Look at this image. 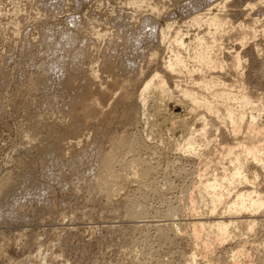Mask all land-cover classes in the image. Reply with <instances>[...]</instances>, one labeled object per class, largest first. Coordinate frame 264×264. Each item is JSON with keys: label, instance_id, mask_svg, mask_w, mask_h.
<instances>
[{"label": "rangeland", "instance_id": "rangeland-1", "mask_svg": "<svg viewBox=\"0 0 264 264\" xmlns=\"http://www.w3.org/2000/svg\"><path fill=\"white\" fill-rule=\"evenodd\" d=\"M144 1L146 4L155 2V6H160H156L160 9L158 15L150 12L154 4L152 7L150 4L145 6ZM195 2L196 5L199 2L196 9ZM193 15H202V21L220 15L219 17L228 22L225 27H230L218 32L219 38L215 36L219 50L216 51L215 47L213 52H216V56L219 54L217 57L225 63L233 61L234 55H238L241 70L238 67L236 72H232L225 68L224 73L219 71L217 75L226 85L225 92L233 95L244 92L251 97L254 104L251 112L255 116L260 115L258 123L264 126V112L257 108L258 103H264V0H0V180L17 172L15 169L21 158L26 157L27 163L32 161L33 164L29 163L24 169L25 172L21 173L24 177L18 178L20 182L17 181L18 184L14 187L17 193L13 190L12 196L7 194L0 198V213L4 209L3 214H0V264L205 263L197 247L189 240L191 222L195 218L203 221L209 217L206 214L208 209L200 202L195 191L201 179H211L219 173L217 153L223 147L222 151H225L226 146L232 145L234 141L230 139L233 138L230 129L220 125L225 122L223 117L208 116L210 124L208 123L206 129L213 133L208 142L211 154L207 156V151L206 157L198 159L179 149L190 133L197 140L196 146L200 148L205 144L199 132L203 127L202 116L207 117L206 113L203 110L195 114L191 112V105L181 101L179 94L181 88L192 87L196 80L207 82L211 76L208 72L201 71L195 63L192 64V56L189 57L197 49V38L211 39L206 25L200 26L192 22ZM151 25L152 28L156 26L155 33L162 28L165 32L169 27L172 29L169 28L170 36L168 35L166 42L158 43L157 39H152L155 42H151V45V40H146L144 33L148 29L150 32ZM175 33H179L184 48H175L176 44L173 46L171 43ZM139 36L140 40H145L139 42L142 46L134 44ZM243 38L245 39L242 40ZM73 40L76 42H69ZM42 45L46 47H41ZM61 46H70L72 50L67 47L63 49ZM172 48H175L174 51L178 50L180 56L186 59L187 69L193 72H183L178 76L179 80L176 78L181 88H175L174 80L171 79L172 84L167 81L171 77H165L167 83L169 82L168 97H160L159 100L158 91L155 90L157 97L152 89L146 96L148 101L144 106L138 101L144 83L153 77V73H164L161 68L168 58H173L170 52ZM71 51L78 53L79 57ZM144 57L145 60L142 59ZM60 59L64 63L61 64ZM44 63H51L53 67L57 65L53 68L44 66ZM144 63H148L147 66ZM138 65L145 70L141 78L135 74L137 71L131 72L132 69L138 70ZM75 66H81L76 68L78 73ZM42 67L50 72L47 75L49 79L46 78L47 83L41 87L44 89L39 91L31 87L30 81L40 74ZM59 71L67 76L63 77ZM129 74L135 78L131 85H126L123 80L128 76L131 79ZM192 77L196 79L193 80ZM136 97L138 99L135 100ZM130 98L131 101H128ZM46 101L50 103L47 104ZM250 108L247 106L246 111L248 109L250 112ZM182 122L186 127L181 126ZM217 127L219 131L215 132L214 128ZM241 131L238 139L245 142L248 131L244 124ZM117 136L127 138L133 145H141L137 146L139 149L136 147L133 151L135 153L124 149L120 156L126 161H133L134 169L146 170L148 173L145 178L137 179L129 172L123 182L114 186L109 181L113 179L106 174L108 170L99 169L98 157H102L101 153H106L113 147ZM259 140L257 144L264 146V138ZM198 147L196 150L200 153L202 148ZM248 162L250 163L245 168L248 182L233 185L231 193L247 188L264 196V166L259 167L252 161ZM222 163L226 165L227 162ZM224 164L220 167H225ZM119 167V164L114 165L116 172H113L117 173ZM126 173L127 171L120 170V175L125 176ZM105 180L109 182L104 184ZM190 197L199 200L197 209L201 208L196 209V213L199 212L197 214L191 212ZM222 211L223 206L217 208V218H221ZM246 215H241L239 221L253 218L254 227L258 229L254 228L249 232L245 226L239 229L236 226L231 227L232 232L229 233L227 242L223 243V248L220 244L217 250L232 254L238 249H244L250 258L263 254L264 227L260 226H264V206L254 217ZM219 250L215 254H219ZM195 251L198 256L195 255L196 260L192 263L189 257ZM258 255L252 259L256 260ZM245 258L242 260L245 261ZM246 261L250 264L248 258Z\"/></svg>", "mask_w": 264, "mask_h": 264}, {"label": "bare ground", "instance_id": "bare-ground-1", "mask_svg": "<svg viewBox=\"0 0 264 264\" xmlns=\"http://www.w3.org/2000/svg\"><path fill=\"white\" fill-rule=\"evenodd\" d=\"M148 2H149V0H147ZM152 1V0H151ZM145 2V1H144ZM155 2H153L152 4H154ZM150 4V3H149ZM149 4H146V2L144 3V5L146 6V5H149ZM152 4H150L149 6L150 7H152L151 5ZM157 4V3H156ZM198 5H199V2L197 3V5H196V2H195V5H194V9H196V8H198ZM201 5V4H200ZM145 6H143V8L145 7ZM157 6V5H156ZM156 6H155V4H154V7H152V8H150L151 9V11L150 12H152L151 14H155V13H157V15H158V11L160 10H158V8L160 7H158V8H156ZM142 8V7H141ZM148 8V7H147ZM165 8V7H164ZM149 9V10H150ZM163 9V8H162ZM149 12V13H150ZM164 13V12H163ZM202 14V13H201ZM156 15V14H155ZM205 15V14H204ZM194 17L193 18H191V20H192V22H195V24H198V25H200V26H204V25H206L207 26V28H208V33L207 34H209V36L211 37V39H209L208 40V37L207 38H204V37H199V38H197V49L195 50L194 49V53H193V55H189V57H191V59H193V63L192 64H196L199 68H200V70L201 71H206V72H208L211 76H210V80L209 81H204V80H201V79H203V78H201L199 81L200 82H198L197 80H196V82L193 84V86L192 87H183V88H181L180 87V84H179V82H178V76H180V74H183V72H186L187 71V73L189 72V73H191V72H193V70L190 72L188 69H187V66H186V59L184 58H182L181 56H180V54H179V52H177L178 50H176V51H174L175 50V48H177V46H179L180 48H184L185 47V45H184V43H183V41H182V38H180V36H179V33H175L172 37L174 38V40H173V38L171 39V40H173V41H171V43H173V46H174V43L176 44V46H175V48H174V50H173V48H172V50H170V52H171V55H173V58L172 59H170V58H168V61L167 62H165V64L162 66V70L163 71H161V72H164V73H162V74H157L156 72L155 73H153L152 75H153V77L150 79V80H146V83H144V86H143V88H142V90H141V92H140V96H139V99L136 97L135 98V100L136 99H138V101H140V102H142L143 103V105L146 103V101H148L147 99H146V96L148 95V93L150 92V91H152V89H154V91L156 90V91H158V96H157V92H156V96L158 97V99L160 100V97L162 98L163 97V99H164V97H168L167 95L170 93L169 92V90L167 89L168 87H167V84L171 81V79H173L174 80V82H175V84H174V87L175 88H181L180 90H179V94H180V100L182 101H185V103H189L191 106H189V109L191 110V112H193L194 114H195V112H197V111H201V110H203L204 111V114L206 113V115H207V117H205V116H202V114H201V116H202V118H203V127L201 128V130H200V132H199V134H200V136H201V138L203 139V141L205 142V144L204 145H201L200 146V148H202V150H201V152L199 153V152H197V150H196V148L198 147V146H196L197 145V143H196V138L195 137H193L192 135H191V133L189 134V136L183 141V144H181V147L179 148V146H177L181 151H184V152H188V153H191L192 155H194L196 158H198V159H202V157H206V152L207 151H209V149H210V147H209V144H208V142H209V138L212 136V134L213 133H211V132H208L209 130L208 129H206V126L208 125V123L210 124V118L208 119V116H210V117H212V118H214V117H216V118H218L219 116H221V117H223L224 119H225V122H221V124L220 125H222L223 126V128L225 127V128H229L230 129V134H231V137H233V138H230L232 141H234L233 142V144H235V145H227L226 146V144H225V146H226V149H225V151H222L223 150V148H222V150H220L219 151V153H217V163L219 164V170L220 171H218L219 173L218 174H216L215 175V177H213V178H211V179H205V180H203V181H199V187L196 189V191H195V193H197V195H198V198L200 199V202L208 209V211H207V213H206V210H205V213L207 214V216L209 215V217L207 218V219H205V220H196V218L194 219L195 221H192L191 223H192V232H191V235H190V238L191 239H189L190 241H192L193 242V244L192 245H194L195 247H197L196 249L199 251V253L201 254V258L203 257V259L205 260V263L204 264H248L247 263V258H248V262L250 263V264H264V252L262 251V255L260 254V257H259V255L258 254H256L255 255V257L258 255V258L256 259V260H253L252 259V257L255 259V257L254 256H252L251 258H250V255H247L246 254V251L244 250V249H241V250H239L238 249V251L237 252H235V253H233L232 252V254H230V253H227L226 251H224L225 253H222V251H220L219 249V254H215L216 253V251H218L217 250V248L219 247V245L221 244V247H222V245H223V243L226 241L227 242V238L230 236L229 235V233H231L232 231H230V229H231V227H233V226H236V228L238 227V229H239V227L241 228V226L244 228V226L248 229L247 231H253L254 230V228H256V229H258L257 227H254L255 226V222H254V219L252 220L250 217H249V219H251L250 221H249V219H248V221H244V219H243V221L244 222H240L239 221V217L241 216V215H243V214H248V216L249 215H251V216H253L254 214H256V213H259L260 212V210L263 208V206H264V196L261 194V193H259V192H257L256 190H253V189H247V188H245V189H240V190H236L235 192H233V193H231L232 192V189H231V187L234 185H236V184H242L243 182H248V180H247V178H246V176H245V168H246V166H247V164L248 163H250V162H248V161H252L254 164H256V166L258 165L259 167L261 166H264V146H261V144L260 145H258L259 144V142H260V140L259 139H262V137L264 138V126H262V125H260L258 122H259V118H260V115L258 116V115H254L252 112H251V110H253V101H251L250 100V98L248 97V95H246V94H244V92L242 93H239V94H232V93H227V92H225V90H224V88L226 87V85L224 84V82H223V80H222V78L220 77V76H218L217 74L219 73V71H222V73H224L223 72V70L226 68H229L228 70H232V72H236L237 71V68L240 66V61H239V59L237 58V56L235 57V55H234V58H232V59H234L233 61L232 60H230L231 62H229V63H225V62H223V61H221L217 56L219 55H217L216 56V54H214V53H216V52H213V51H215L214 49H215V47H217V49H216V51H218L219 49H218V44L216 45V43L218 42L217 40V42L215 41V36H216V38L218 37L217 36V34H219L221 31H224V28H226L225 26L228 24V22H226L225 21V19H222L221 17H219L218 15V17L217 16H213V17H211V18H209L208 20H203L202 21V15L201 16H199V15H193ZM150 17V16H149ZM152 21V20H151ZM91 24V23H90ZM151 24V23H150ZM150 24H148V25H150ZM88 25V24H87ZM167 25V24H166ZM171 26V25H170ZM229 26V25H228ZM82 27V26H81ZM156 27V26H155ZM154 27V28H155ZM168 27H169V25H168ZM172 27V26H171ZM230 27V26H229ZM228 27V28H229ZM147 28V27H146ZM151 28H152V25H151ZM154 28H152V29H150V32H149V29H148V31H147V33H144V31L142 32V33H144L145 35V37H146V40L147 41H150V43L152 42L153 43V41L155 40V39H157L158 40V43L159 42H166V39H168L167 37H168V35H169V33H170V30H169V28L167 29V27H166V29H167V32H165V31H163V28L162 29H160V30H158V31H160V32H158V33H155V30L156 29H154ZM173 28V27H172ZM228 28H226V29H228ZM144 29V28H143ZM166 29H164V30H166ZM171 29V28H170ZM225 29V30H226ZM80 30V29H79ZM138 30V29H137ZM172 30V29H171ZM212 30H214V32H211ZM177 31V30H176ZM174 32V31H173ZM179 32V31H178ZM219 32V33H218ZM141 33V34H142ZM137 34H138V32H137ZM140 34V33H139ZM140 34V35H141ZM206 34V35H207ZM78 35V34H77ZM81 35V34H80ZM141 36H143V35H141ZM170 36V35H169ZM245 37V35H242V37ZM69 37V36H68ZM78 37V36H77ZM76 37V38H77ZM209 37V38H210ZM238 37V36H237ZM73 38V37H72ZM75 38V37H74ZM75 38V39H76ZM135 38V37H134ZM142 38V37H141ZM219 38V37H218ZM234 38V37H233ZM74 39V40H75ZM136 39H139L138 41H134L135 43L134 44H139V45H141L142 43H139V42H144L143 40H140V36L139 37H137ZM145 39V38H144ZM152 39H154V40H152ZM237 39H239V38H237ZM241 39V38H240ZM245 38H243L242 40H244ZM62 40V39H61ZM69 40V39H68ZM68 40H67V42H68ZM69 41L70 43H72V42H76V41ZM160 40V41H159ZM64 41H66V39L64 40ZM112 41V40H111ZM156 41V40H155ZM154 41V42H155ZM62 42V41H61ZM66 42V43H67ZM168 42V41H167ZM63 43V42H62ZM152 43H151V45H152ZM170 43V44H171ZM45 44V43H44ZM111 44V43H110ZM146 44H147V42H146ZM243 44V43H242ZM47 45V44H46ZM59 45V44H58ZM60 45H62V44H60ZM65 45V44H64ZM63 45V46H64ZM68 45V44H67ZM72 45H74V44H72ZM76 45V44H75ZM82 45V44H81ZM109 45V44H108ZM165 45V44H164ZM163 45V46H164ZM220 45V44H219ZM43 46H45V45H42L41 47H43ZM71 46V45H70ZM68 47V46H65V48L67 47V49L68 48H70L71 50H72V48L71 47ZM112 46V45H111ZM142 46V45H141ZM140 46V47H141ZM159 46V45H158ZM221 46V45H220ZM46 47V46H45ZM44 47V48H45ZM72 47H75V46H72ZM110 47V46H109ZM121 47V46H120ZM172 47V46H171ZM40 48V47H39ZM61 48H63L62 46H61ZM65 48H63V49H65ZM77 48V47H76ZM79 48H81L80 46H79ZM170 48V47H169ZM194 48V47H193ZM47 49V48H46ZM59 49V48H58ZM57 49V50H58ZM69 49V50H70ZM75 49V48H74ZM82 49H83V47H82ZM87 49H88V47H87ZM121 49V48H120ZM135 49H137V48H135ZM140 49H142V48H140ZM79 50V49H78ZM116 50H117V48H116ZM130 50H131V48H130ZM133 50V49H132ZM143 50V49H142ZM165 50V49H164ZM184 50V49H183ZM81 51H84V50H81ZM135 51V50H134ZM150 51V50H149ZM148 51V52H149ZM36 52V51H35ZM41 52V51H40ZM47 52V51H46ZM57 52V51H56ZM61 52H63V50L61 51ZM61 52H59V53H61ZM66 51H64V53H65ZM69 52V51H68ZM78 52V51H77ZM84 52H86V51H84ZM115 52V51H114ZM130 52V51H129ZM132 52V51H131ZM139 52V51H138ZM140 52H141V50H140ZM139 52V53H140ZM162 52V51H161ZM189 52V51H188ZM220 52V51H219ZM70 53V52H69ZM68 53V54H69ZM71 53H76L75 51L74 52H72L71 51ZM88 53V52H87ZM138 53V54H139ZM143 53H145V52H143ZM150 53V52H149ZM155 53V52H154ZM61 54H63V53H61ZM78 53H76V55H77ZM80 54V53H79ZM86 54V53H85ZM133 54V53H132ZM136 54V53H135ZM142 54V53H141ZM146 54V53H145ZM151 54H152V50H151ZM157 54V53H156ZM170 54V53H169ZM192 54V53H191ZM66 56L65 57H67L68 55H67V53L65 54ZM76 55H75V57H76ZM82 55V54H81ZM131 55V54H130ZM140 55V54H139ZM139 55H137V56H139ZM144 55V54H143ZM153 55V54H152ZM182 55V54H181ZM47 56V55H46ZM72 56H73V54H72ZM72 56L70 57V58H72ZM83 56H84V53H83ZM129 56V55H128ZM135 56V55H134ZM142 56V55H141ZM140 56V57H141ZM147 56H148V54H147ZM146 55H145V57H147ZM158 56V55H157ZM156 56V57H157ZM62 58H63V56H61ZM74 57V58H75ZM79 56L77 55V58H78ZM82 57V56H81ZM88 57V56H87ZM133 57V56H132ZM145 57L144 58H142V59H144L145 60ZM149 57V56H148ZM147 57V58H148ZM27 58V57H26ZM31 58V57H30ZM72 59L73 61L75 60V59ZM54 59V58H53ZM57 59V58H56ZM64 59V58H63ZM68 59H69V57H68ZM80 59H82V58H80ZM133 59V58H132ZM135 59V58H134ZM136 59H139L138 57L136 58ZM135 59V60H136ZM59 60V59H58ZM61 60V59H60ZM65 60V59H64ZM67 60V59H66ZM72 60L70 61V62H72ZM100 60V59H99ZM126 60V59H125ZM140 61H141V59H139ZM143 60V61H144ZM151 60V59H150ZM154 60V59H153ZM156 60V59H155ZM166 60V59H165ZM78 61H79V59H78ZM82 61V60H81ZM80 61V62H81ZM106 61V60H105ZM131 61V60H130ZM134 61V60H133ZM132 61V62H133ZM136 61H138V60H136ZM135 61V62H136ZM149 61V60H148ZM61 62V64H62V62L64 63V61L63 60H61L60 61ZM69 62V63H70ZM125 62H127V61H125ZM129 62V61H128ZM135 62H134V64H135ZM147 62V61H146ZM25 63H26V61H25ZM47 63V62H46ZM57 63H59L58 61H57ZM75 63H77V61L75 62ZM79 63V62H78ZM109 63V62H108ZM122 63V62H121ZM124 63V62H123ZM138 63H140V62H138ZM149 63V62H148ZM148 63H144L146 66H147V64ZM45 64V63H44ZM43 64V65H44ZM72 64H73V62H72ZM22 65V64H21ZM49 66V67H53V66H51V63H50V65H48V64H45L44 66ZM52 65H54V64H52ZM57 64H55V66H56ZM60 65V64H59ZM75 65H77V64H75ZM106 65V64H105ZM133 65V64H132ZM143 65V64H142ZM54 66V67H55ZM71 66H74V65H71ZM109 66V65H108ZM139 66V65H138ZM35 67V66H34ZM53 67V68H54ZM61 67V66H60ZM78 67H81V66H78ZM78 67H76L75 66V70H76V68L78 69ZM122 67V66H121ZM137 67V66H136ZM145 67V66H144ZM29 68V67H28ZM59 68V67H58ZM62 68V67H61ZM60 68V69H61ZM65 68V67H64ZM63 68V69H64ZM67 68V67H66ZM101 68H102V66H101ZM104 68V67H103ZM126 68H128V67H126ZM133 68V67H132ZM134 68H135V66H134ZM147 68V67H146ZM145 68V69H146ZM56 69V68H55ZM55 69H53V70H55ZM80 69V68H79ZM123 69V68H122ZM138 70H135V69H132V70H134V71H132L131 70V72H135V71H137L135 74H137L140 78L142 77V75H143V71H145V70H143L144 68L143 67H141V65L139 66V68H137ZM192 69V68H191ZM239 69H240V67H239ZM50 70H51V68H50ZM53 70L51 71V72H53ZM57 70V69H56ZM65 70V69H64ZM109 70V69H108ZM241 70V69H240ZM21 71V70H20ZM61 71V70H60ZM59 71V72H60ZM72 71V70H71ZM77 71V70H76ZM80 71V70H79ZM50 72V71H49ZM48 71H47V69L45 68V67H42V70H41V72H40V74H38L35 78H34V80L31 82L30 81V83H32V86H31V84H30V86L32 87V88H34L35 90H41V89H44V88H41L45 83H47L46 82V80L47 79H49V78H47V75H48V73H49ZM56 72V71H55ZM64 72V71H63ZM81 72V71H80ZM117 72V71H116ZM161 72H159V73H161ZM229 72V71H228ZM57 73V72H56ZM69 73V72H68ZM77 73H78V71H77ZM83 73V72H82ZM197 73V72H196ZM207 73V74H208ZM57 74H59V73H57ZM60 74H61V72H60ZM114 74V73H113ZM119 74V73H118ZM133 74V73H132ZM134 74V75H135ZM146 74V73H145ZM166 76H165V75ZM195 74V73H194ZM234 74V73H233ZM53 75H54V73H53ZM56 75V74H55ZM62 75V74H61ZM60 75V76H61ZM80 75V74H79ZM85 75V74H84ZM129 75H131V74H129ZM200 75V74H199ZM52 76V75H51ZM59 76V75H58ZM63 77H66V76H64V75H62ZM133 75H131V77H132ZM168 76V79H169V77H171L169 80H167V81H169L168 83H167V81H166V79H165V77H167ZM50 77V76H49ZM126 77V76H125ZM195 77V76H194ZM29 78V77H28ZM33 78V77H32ZM47 78V79H46ZM51 78V77H50ZM54 78H55V76H54ZM58 78V77H57ZM134 78H135V76H134ZM134 78L132 77L131 79H129V76H128V78L126 77L124 80H126V81H124L123 80V82L126 84V85H131V82H133L134 81ZM150 78V77H149ZM176 78L178 79L177 81H176ZM235 78V77H234ZM31 79V78H30ZM52 79V78H51ZM67 79V78H66ZM66 79H65V81H66ZM94 79V78H93ZM93 79H91V80H93ZM138 79V78H137ZM192 79H193V77H192ZM194 79H196V78H194ZM193 79V80H194ZM56 80V79H55ZM61 80V79H60ZM71 80V79H70ZM172 80V81H173ZM61 81H63V80H61ZM80 81V80H79ZM135 81H137V80H135ZM143 81V80H142ZM49 82V81H48ZM51 82V81H50ZM58 82H60V81H58ZM64 82V81H63ZM68 82V81H67ZM138 82H139V79H138ZM137 82V83H138ZM55 83V82H54ZM88 83V82H87ZM170 83H172L173 84V82H170ZM59 84H61V82L59 83ZM65 84V83H64ZM72 84V83H71ZM116 84H118V83H116ZM122 84V83H121ZM120 84V85H121ZM134 84V83H133ZM133 84H132V86H133ZM136 84V83H135ZM134 84V85H135ZM28 85H29V83H28ZM63 85V84H62ZM68 86V84H65V86ZM108 85V84H107ZM137 85V84H136ZM70 86V85H69ZM68 86V87H69ZM105 86V85H104ZM116 86H119V85H116ZM123 86V85H122ZM121 86V87H122ZM142 86V85H141ZM63 87V86H62ZM71 87V86H70ZM88 87V86H87ZM125 87V86H124ZM196 87V88H195ZM245 87V86H244ZM64 88H67V87H64ZM63 88V89H64ZM89 88V87H88ZM102 88V87H101ZM109 88V87H108ZM16 89V88H15ZM33 89V90H34ZM103 89V88H102ZM114 89V88H113ZM118 89V88H117ZM243 89V88H242ZM120 90V89H119ZM124 90V89H123ZM243 90H245V89H243ZM42 91V90H41ZM63 91H65V90H63ZM63 91H61V92H63ZM68 91V90H67ZM90 91V90H89ZM137 91V90H136ZM140 91V90H139ZM153 91V92H154ZM240 91H242V90H240ZM56 92V91H55ZM58 92V91H57ZM72 92V91H71ZM95 92V91H94ZM109 92V91H108ZM122 92V91H121ZM132 92V91H131ZM169 92V93H168ZM239 92V91H238ZM44 93V92H43ZM67 93V92H66ZM73 93V92H72ZM85 93V92H84ZM96 93V92H95ZM114 93V92H113ZM76 95L75 96H77L78 94L77 93H75ZM12 95V94H11ZM15 95V94H14ZM39 95V94H38ZM37 95V96H38ZM45 95H47L46 93H45ZM59 95H61L60 93H59ZM64 95V94H63ZM66 95V94H65ZM86 95V94H85ZM130 95V94H129ZM73 96V95H72ZM116 96V95H115ZM132 96H133V94H132ZM135 96V95H134ZM138 96V95H137ZM43 97V96H42ZM46 98L48 97V96H45ZM61 97H63V96H61ZM66 97V96H65ZM71 97V96H70ZM69 97V98H70ZM77 97H79V96H77ZM41 98V97H40ZM64 98V97H63ZM87 98V97H86ZM124 98V97H123ZM129 98V97H128ZM12 99V98H11ZM42 100L44 99V98H41ZM48 99V98H47ZM70 99H72V97L70 98ZM79 99V98H78ZM78 99H77V101H78ZM82 99V98H81ZM120 99V98H119ZM127 99V98H126ZM131 99L132 98H130V100H128V101H131ZM154 99V98H153ZM41 100V101H42ZM46 100V99H45ZM66 100V99H65ZM74 100V99H73ZM106 100H107V98H106ZM29 101V100H28ZM44 101V100H43ZM71 101V100H70ZM115 101V100H114ZM154 101V100H153ZM157 101V100H156ZM260 101V100H259ZM264 101V100H263ZM40 102V101H39ZM49 102V101H48ZM48 102L46 101V103L48 104ZM221 103V104H217V103ZM257 102V101H256ZM50 103V102H49ZM70 103V102H69ZM84 103V102H83ZM100 103V102H99ZM125 103V102H124ZM123 103V104H124ZM131 103V102H130ZM182 103V102H181ZM217 105H216V104ZM26 104V103H25ZM33 104V103H32ZM40 104H42V102H40ZM88 104V103H87ZM103 104V103H102ZM122 104V103H121ZM132 104V103H131ZM147 104V103H146ZM145 104V105H146ZM155 104V103H154ZM157 104V103H156ZM162 104V103H161ZM65 105V104H64ZM75 105H76V103H75ZM84 105V104H83ZM115 105V104H114ZM135 105V104H134ZM137 105V104H136ZM144 105V106H145ZM152 105V104H151ZM34 106V105H33ZM68 106H70V104L68 105ZM72 106H74L73 104H72ZM82 106V105H81ZM93 106V105H92ZM96 106V105H95ZM118 106V105H117ZM120 106H122V105H120ZM124 106V105H123ZM158 106V105H157ZM247 106L248 107H251L250 108V112L248 111V109H247V111L249 112V114L247 113V111H246V108H247ZM64 107V106H63ZM128 107V106H127ZM131 107V106H130ZM148 107V106H147ZM246 107V108H245ZM253 107V108H252ZM256 107V106H255ZM259 107V108H258ZM70 108H72V107H70ZM125 108V107H124ZM145 108V107H144ZM257 108H258V110H260V112L262 111V113L264 112V103L263 102H260V103H258V106H257ZM47 109V108H46ZM93 109V108H92ZM109 109V108H108ZM114 109V108H113ZM123 109V108H122ZM129 109V108H128ZM132 109V108H131ZM130 109V110H131ZM158 109V108H157ZM84 110V109H83ZM120 110V109H119ZM127 110V109H126ZM52 111V110H51ZM71 111V110H70ZM99 111V110H98ZM128 111V110H127ZM126 111V112H127ZM155 111H159V110H156L155 109ZM255 111V110H254ZM46 112V111H45ZM48 112H49V110H48ZM82 112V111H81ZM86 112H87V110H86ZM157 112H154V113H156V114H158ZM76 113V112H75ZM88 113V112H87ZM121 113V112H120ZM119 113V114H120ZM144 113V112H143ZM147 113V112H146ZM199 113V112H198ZM259 113V112H258ZM89 114V113H88ZM92 114V113H91ZM118 114V115H119ZM125 114V113H124ZM155 114V115H156ZM256 114V113H255ZM71 115V114H70ZM86 115V114H85ZM84 115V116H85ZM129 115V114H128ZM55 116V115H54ZM66 116V115H65ZM123 116V115H122ZM67 117H69L68 115H67ZM82 117H83V115H82ZM137 117V116H136ZM164 117V116H163ZM221 117H219V118H221ZM36 118V117H35ZM89 118V117H88ZM94 118V117H93ZM125 118V117H124ZM130 118H132V117H130ZM129 118V119H130ZM206 118L208 119V121H206ZM215 118V119H216ZM85 119H87V118H85ZM133 119V118H132ZM148 119V118H147ZM88 120V119H87ZM103 120V119H102ZM145 120V119H144ZM212 120V119H211ZM48 121V120H47ZM54 121V120H53ZM80 121V120H79ZM89 121V120H88ZM135 121V120H134ZM184 121V120H183ZM213 121H214V119H213ZM212 121V122H213ZM39 122V121H38ZM185 122V121H184ZM184 122H182V125L181 126H183V127H186L185 125V123ZM35 123H37V122H35ZM130 123H131V121H130ZM176 123V122H175ZM106 124V123H105ZM112 124V123H111ZM212 124H214V123H211V125ZM243 124L245 125V129H246V131H248V134H246V135H248L247 137L245 136V142L244 141H242V139H238V135L240 134V132H242L241 131V128L243 127ZM217 125V124H216ZM77 126V125H76ZM105 126V125H104ZM151 126V125H150ZM218 127H219V125H217ZM39 127V126H38ZM51 127V126H50ZM106 127V126H105ZM182 127V128H183ZM212 127V126H211ZM214 127H215V125H214ZM218 127H217V129H215L214 128V131L215 132H217L216 130H218ZM221 127V126H220ZM219 127V128H220ZM35 129H36V126L34 127ZM33 128V129H34ZM222 128V129H223ZM34 129V130H35ZM38 129V128H37ZM36 129V130H37ZM212 129V128H211ZM221 129V128H220ZM29 130H30V128H29ZM39 130V129H38ZM208 130V131H207ZM31 132L33 131V130H30ZM103 131V130H102ZM219 131V130H218ZM223 132V131H222ZM245 132V131H244ZM33 133V132H32ZM37 133V132H36ZM44 133V132H43ZM42 133V134H43ZM247 133V132H246ZM41 134V133H40ZM34 135V134H33ZM55 135V134H54ZM117 135V134H116ZM222 135V134H221ZM97 136V135H96ZM243 136V135H242ZM241 136V137H242ZM29 137V136H28ZM33 137V136H32ZM46 137V136H45ZM107 137V136H106ZM113 137V136H112ZM240 137V136H239ZM29 138H31V137H29ZM43 138V137H42ZM47 138V137H46ZM111 138V137H110ZM117 138H118V136H117ZM222 138H224V137H222ZM45 139V138H44ZM63 139V138H62ZM229 139V140H230ZM54 140V139H53ZM113 140V139H112ZM111 140V141H112ZM131 140V139H130ZM257 140H259V141H257ZM41 141V140H40ZM45 141H46V139H45ZM136 141V140H135ZM232 141H230V142H232ZM34 142V141H33ZM44 141H43V139H42V143H43ZM138 142V141H137ZM262 142V141H261ZM40 143V142H39ZM50 143V142H49ZM258 143V144H257ZM47 144H48V142H47ZM113 144V143H112ZM136 144V143H135ZM133 145L132 143H131V141H129L127 138H123V137H120V138H118L116 141H114V144H113V147L108 151V152H104V153H101V155H102V157H98L99 158V161H100V168L99 169H101L102 170V168H105L106 170H108V173H106V174H108V176L111 178V179H113L112 181L109 179V181H110V183H113L114 184V186H115V184L117 185V184H119V183H121V182H123V180H125L127 177V175H128V173L129 172H131V173H129L130 175H133V176H135L137 179H143V178H145L147 175V173H146V170L145 171H142V170H144V169H142V170H137L136 168L134 169V166H135V164L133 163V161H126V160H124L123 158H121V156H122V151L125 149V150H130L132 153H135V152H133L134 150H136V147L138 146H136V145ZM222 144V143H221ZM230 144V143H229ZM263 144V143H262ZM43 146V144H40V146ZM47 146V145H46ZM56 146V145H55ZM141 146V145H140ZM140 146H138V147H140ZM143 146V145H142ZM146 146V145H145ZM231 146V147H230ZM35 147V146H34ZM96 147V146H95ZM137 147V148H138ZM39 148V147H38ZM37 148V149H38ZM57 148V147H56ZM199 148V147H198ZM199 148V149H200ZM219 148V147H218ZM35 149V148H34ZM40 149V148H39ZM51 149V148H50ZM95 149V148H94ZM139 149V148H138ZM138 149H137V151H138ZM41 150V149H40ZM141 150V149H140ZM205 150V151H204ZM44 151H45V149H44ZM48 151V150H47ZM50 151V150H49ZM102 151V150H101ZM204 151V152H203ZM38 152H40L39 150H38ZM43 152V151H42ZM94 152V151H93ZM100 153H98V154H100ZM25 154V153H24ZM49 154V153H48ZM208 154H211L210 153V151H209V153L207 152V156H208ZM29 155V154H28ZM42 155V154H41ZM45 155H47V153L45 154ZM53 155V154H52ZM121 155V156H120ZM25 156H27V155H25ZM34 156V155H33ZM137 156V155H136ZM32 157V156H31ZM48 157V156H47ZM60 157V156H59ZM90 157V156H89ZM29 157H27V159H28ZM35 158V157H34ZM93 158V157H92ZM97 157H95V159H96ZM131 158V157H130ZM31 159V158H30ZM41 159V158H40ZM33 160V159H32ZM38 160V159H37ZM37 160H35V161H37ZM49 160V159H48ZM51 160V159H50ZM54 160V159H53ZM76 160H77V158H76ZM98 160V159H97ZM28 161H30V160H28ZM199 161V160H198ZM202 161V160H201ZM224 161H226L227 163H226V165L224 164V163H222V162H224ZM32 162V161H31ZM31 162H28L27 163V160H26V157H25V159L24 158H21L20 159V161L19 162H17L18 163V166H19V168H18V166H16L17 167V169H15V172H16V170H17V172L16 173H11L10 175L8 174V176H6V177H3V179L1 178V180H0V198H3V196L4 195H7L8 194V196H9V194H10V196H12L13 194H12V192H13V190L16 192L17 190H15L14 189V187H15V185L16 184H18L17 183V181H19L18 180V178L19 177H24V175H22L21 173H23V171H24V169L25 168H27V165L29 164V163H31ZM45 162V161H44ZM139 162V161H138ZM16 163V164H17ZM34 163V162H33ZM37 163V162H36ZM40 163H41V161H40ZM53 163V162H52ZM77 163V162H76ZM85 163V162H84ZM141 163V162H140ZM79 164V163H78ZM81 164H82V162H81ZM116 164H119L120 165V169H119V171L117 172V173H114L113 171H115V169H114V165H116ZM217 164V165H218ZM222 164H224L225 165V167H220V165H222ZM29 165H33L32 163L31 164H29ZM86 165V164H85ZM84 165V166H85ZM75 166V165H74ZM73 166V167H74ZM255 166V167H256ZM39 167V166H38ZM78 167V166H77ZM88 167H89V165H88ZM99 167V166H98ZM248 167V166H247ZM30 167L28 166V169H29ZM250 168V167H249ZM27 169V170H28ZM83 169V168H82ZM261 169V168H260ZM35 170V169H34ZM78 170V169H77ZM120 170H125V171H127V173H126V175L125 176H122V175H120ZM135 170H137V171H135ZM253 170V169H252ZM9 172V171H8ZM25 172V171H24ZM30 172H32L31 171V169H30ZM29 172V173H30ZM116 172V171H115ZM29 173H28V175H29ZM39 173V172H38ZM100 173V172H99ZM31 174V173H30ZM75 174V173H74ZM5 175V174H4ZM26 176V175H25ZM36 176H34V178H35ZM25 179V178H24ZM40 179V178H39ZM27 180V179H26ZM25 180V181H26ZM108 180V179H107ZM22 181H24L23 180V178H22ZM22 181H21V183H22ZM106 181V180H105ZM109 181H106V182H104L103 181V183L105 184V183H107V182H109ZM20 182V181H19ZM40 182V181H39ZM97 182V181H96ZM95 182V183H96ZM119 182V183H118ZM58 183V182H57ZM101 183V182H100ZM20 184V183H19ZM99 185V184H98ZM19 186V185H18ZM18 186H16L17 188H18ZM113 186V185H112ZM113 186V187H114ZM237 186V185H236ZM112 187V188H113ZM247 187V186H246ZM116 188V187H115ZM122 188V187H121ZM196 188V187H195ZM234 188V187H233ZM230 189H231V191H230ZM234 191V190H233ZM17 193V192H16ZM116 193V192H115ZM15 195V194H14ZM194 196H195V194H194ZM6 197V196H5ZM4 197V198H5ZM8 198V197H7ZM6 198V199H7ZM11 198V197H10ZM198 198L197 199H195L194 197H190V209H191V212H192V214L194 213V214H197V213H199V212H197L196 213V211L197 210H199L201 207H199V209H197V205H199V200H198ZM228 198V199H227ZM15 199V198H14ZM3 200V199H2ZM13 200V199H12ZM198 200V201H197ZM1 201V200H0ZM15 201V200H14ZM13 201V202H14ZM7 203V202H6ZM12 203V202H11ZM200 203V204H201ZM5 204V203H4ZM14 204L16 205V203L14 202ZM6 205V204H5ZM19 205V204H18ZM202 206V205H201ZM220 206H223V211H222V213H220V215L222 214V216H221V218L219 219V218H217V216L219 215L218 213H216V211H217V208L218 207H220ZM21 207V206H20ZM129 207V206H128ZM0 208H1V206H0ZM122 208V207H121ZM125 208V207H124ZM203 208V207H202ZM2 209H3V206H2ZM1 209V210H2ZM14 209V208H13ZM116 209V208H115ZM127 209V208H126ZM197 209V210H196ZM4 210V209H3ZM1 211V213L2 212H4V211ZM5 210H7L6 208H5ZM18 210V209H17ZM13 211H15V210H13ZM10 212V211H9ZM12 212V211H11ZM114 212V211H113ZM0 213V214H1ZM13 213V212H12ZM11 213V214H12ZM126 213V212H125ZM205 213H202V214H205ZM3 214V213H2ZM5 215H6V213H4ZM10 214V213H9ZM10 214V215H11ZM15 214V213H14ZM114 214V213H113ZM135 214V213H134ZM191 214V215H192ZM216 214H218L217 216H216ZM5 215H4V217H3V220H4V218H5ZM189 215V214H188ZM216 216L215 218H213V216ZM7 216H8V219H9V215L7 214ZM6 216V217H7ZM247 216V215H246ZM247 216V217H248ZM15 217V216H14ZM203 217H205V216H203ZM254 217V216H253ZM2 220V219H1ZM192 220V219H191ZM8 221V220H7ZM261 222V221H260ZM259 223V222H258ZM237 224V225H236ZM257 224V223H256ZM191 225V224H190ZM260 226V225H259ZM260 227H264V226H262V224H261V226ZM184 228V227H183ZM262 230H263V228H261ZM232 230V229H231ZM241 230V229H240ZM261 231V230H260ZM180 232V231H179ZM181 233V232H180ZM184 233V232H183ZM186 233V232H185ZM188 233V232H187ZM251 234H253V233H251ZM254 234H255V232H254ZM189 235V234H188ZM183 236V235H182ZM187 236V235H186ZM181 238V237H180ZM182 239V238H181ZM3 241V240H2ZM4 243V242H3ZM1 244V243H0ZM2 246V245H1ZM223 248V247H222ZM193 249H195V248H193ZM195 249V250H196ZM221 249V248H220ZM259 249H261V247H259ZM263 249V248H262ZM224 250V249H223ZM257 251H258V253L260 252L258 249H257ZM194 252V251H193ZM182 253V252H181ZM184 254V253H183ZM254 254V253H253ZM192 256L191 257H189V259H190V261L192 262H194L195 260H196V256L195 255H197V253H196V251H195V253L194 254H191ZM251 255H252V253H251ZM198 256V255H197ZM243 257H246L245 259V261H243L242 260V258ZM187 261H189V260H187ZM192 262V263H193ZM190 264V263H189Z\"/></svg>", "mask_w": 264, "mask_h": 264}]
</instances>
